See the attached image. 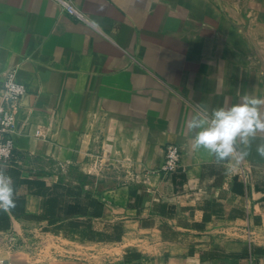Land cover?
I'll use <instances>...</instances> for the list:
<instances>
[{
  "label": "crops",
  "instance_id": "crops-1",
  "mask_svg": "<svg viewBox=\"0 0 264 264\" xmlns=\"http://www.w3.org/2000/svg\"><path fill=\"white\" fill-rule=\"evenodd\" d=\"M73 1L93 26L0 0V102L8 70L27 87L0 264H264V131L221 161L186 127L264 97V0Z\"/></svg>",
  "mask_w": 264,
  "mask_h": 264
},
{
  "label": "clouds",
  "instance_id": "clouds-1",
  "mask_svg": "<svg viewBox=\"0 0 264 264\" xmlns=\"http://www.w3.org/2000/svg\"><path fill=\"white\" fill-rule=\"evenodd\" d=\"M261 105H264V97L245 94L241 102L227 108L218 107L209 112L206 107L197 106L191 119L186 121V127L194 133L188 147L206 149L218 160L233 154L243 159L247 152L239 149L238 142L247 145L257 131H264ZM257 151L264 155V145ZM14 195L11 176L0 171V210L15 206Z\"/></svg>",
  "mask_w": 264,
  "mask_h": 264
},
{
  "label": "built area",
  "instance_id": "built-area-1",
  "mask_svg": "<svg viewBox=\"0 0 264 264\" xmlns=\"http://www.w3.org/2000/svg\"><path fill=\"white\" fill-rule=\"evenodd\" d=\"M64 13L75 21L92 25L90 17L73 0H54ZM2 100L0 102V168L18 164L14 135L19 130L21 101L27 87L17 77V69L8 70L2 80ZM38 134V133H37ZM183 168L182 152L177 145L164 148V161L159 174L169 177Z\"/></svg>",
  "mask_w": 264,
  "mask_h": 264
},
{
  "label": "water",
  "instance_id": "water-1",
  "mask_svg": "<svg viewBox=\"0 0 264 264\" xmlns=\"http://www.w3.org/2000/svg\"><path fill=\"white\" fill-rule=\"evenodd\" d=\"M228 158V157H227ZM227 158H224V159H220L221 161H225V160H227Z\"/></svg>",
  "mask_w": 264,
  "mask_h": 264
}]
</instances>
